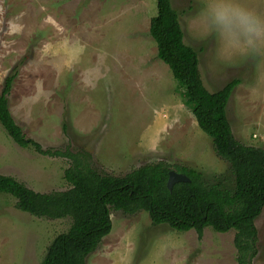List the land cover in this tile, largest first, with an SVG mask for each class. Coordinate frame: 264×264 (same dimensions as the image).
<instances>
[{"label": "rangeland", "instance_id": "rangeland-1", "mask_svg": "<svg viewBox=\"0 0 264 264\" xmlns=\"http://www.w3.org/2000/svg\"><path fill=\"white\" fill-rule=\"evenodd\" d=\"M264 15V0H242ZM205 0H171L183 41L198 53L211 92L238 78L226 105L234 137L264 150V47L224 51L202 14ZM155 0H0V91L15 67L8 106L26 135L50 149L86 150L100 173L123 175L165 160L199 170L231 189L229 163L183 103L178 83L157 57L149 33ZM63 157L18 146L0 125V174L38 192L69 188ZM111 230L86 264H238L235 231H177L148 213L109 208ZM70 218L37 217L0 194V264H40ZM264 264V207L254 220Z\"/></svg>", "mask_w": 264, "mask_h": 264}, {"label": "trees", "instance_id": "trees-1", "mask_svg": "<svg viewBox=\"0 0 264 264\" xmlns=\"http://www.w3.org/2000/svg\"><path fill=\"white\" fill-rule=\"evenodd\" d=\"M149 33L156 44L157 57L169 67L178 83L180 96L207 134L214 151L229 163L234 177L229 189L221 182L210 183L194 168L157 160L138 166L123 175L100 173L91 166L86 150L43 148L16 123L8 106L15 67L4 78L0 91V125L20 147L69 161L64 179L69 188L38 192L10 175L0 174V194L15 199V206L37 217L65 218L68 229L56 235L40 264H86L103 236L111 230L109 208L134 213L144 210L153 224H167L177 231L194 229L201 237L205 227L217 232L235 231L238 264H251L256 253L254 220L264 207V150L239 142L226 116L229 97L238 78L216 91L203 84L198 53L183 41V30L171 0H155ZM183 173L189 181L176 182L171 190L166 182L170 170Z\"/></svg>", "mask_w": 264, "mask_h": 264}, {"label": "clouds", "instance_id": "clouds-1", "mask_svg": "<svg viewBox=\"0 0 264 264\" xmlns=\"http://www.w3.org/2000/svg\"><path fill=\"white\" fill-rule=\"evenodd\" d=\"M202 14L223 39L224 51L246 54L264 47V15L242 0H205Z\"/></svg>", "mask_w": 264, "mask_h": 264}, {"label": "water", "instance_id": "water-1", "mask_svg": "<svg viewBox=\"0 0 264 264\" xmlns=\"http://www.w3.org/2000/svg\"><path fill=\"white\" fill-rule=\"evenodd\" d=\"M185 181H189V179L187 178L185 174L177 172L172 169L168 173V179H167L166 185H167V188L171 190L174 183L185 182Z\"/></svg>", "mask_w": 264, "mask_h": 264}]
</instances>
